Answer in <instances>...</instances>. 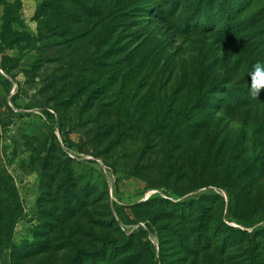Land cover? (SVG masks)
<instances>
[{
    "label": "rangeland",
    "instance_id": "1",
    "mask_svg": "<svg viewBox=\"0 0 264 264\" xmlns=\"http://www.w3.org/2000/svg\"><path fill=\"white\" fill-rule=\"evenodd\" d=\"M257 62L264 0H0V264H264Z\"/></svg>",
    "mask_w": 264,
    "mask_h": 264
},
{
    "label": "clouds",
    "instance_id": "2",
    "mask_svg": "<svg viewBox=\"0 0 264 264\" xmlns=\"http://www.w3.org/2000/svg\"><path fill=\"white\" fill-rule=\"evenodd\" d=\"M248 90L253 99H257L261 91L264 90V63L257 62L248 72Z\"/></svg>",
    "mask_w": 264,
    "mask_h": 264
},
{
    "label": "trees",
    "instance_id": "3",
    "mask_svg": "<svg viewBox=\"0 0 264 264\" xmlns=\"http://www.w3.org/2000/svg\"><path fill=\"white\" fill-rule=\"evenodd\" d=\"M1 78V75H0ZM6 82V81H4ZM3 222V220H1L0 218V228H3V226L1 225V223ZM11 225H13V223H7L5 224V228L8 229V227H10ZM2 231H0V237L2 238L3 242H6L7 244H9L11 246V254H10V258L13 262H15V259H18V262H23L24 260H27L28 258L36 255V253H38L37 251H32L29 248V243L21 245V246H16L14 244H12L10 242V232H8L6 235L7 236H3V234H1Z\"/></svg>",
    "mask_w": 264,
    "mask_h": 264
}]
</instances>
